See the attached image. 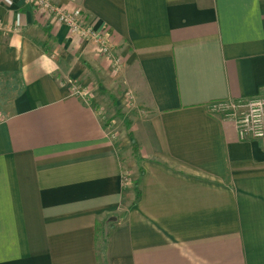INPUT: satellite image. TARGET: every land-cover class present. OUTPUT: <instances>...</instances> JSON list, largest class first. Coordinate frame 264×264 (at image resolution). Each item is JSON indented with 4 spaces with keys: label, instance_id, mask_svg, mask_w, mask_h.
Instances as JSON below:
<instances>
[{
    "label": "crops",
    "instance_id": "obj_1",
    "mask_svg": "<svg viewBox=\"0 0 264 264\" xmlns=\"http://www.w3.org/2000/svg\"><path fill=\"white\" fill-rule=\"evenodd\" d=\"M52 1L123 62L0 0V264H264V138L213 107L264 93V0Z\"/></svg>",
    "mask_w": 264,
    "mask_h": 264
},
{
    "label": "built area",
    "instance_id": "obj_2",
    "mask_svg": "<svg viewBox=\"0 0 264 264\" xmlns=\"http://www.w3.org/2000/svg\"><path fill=\"white\" fill-rule=\"evenodd\" d=\"M28 1L37 12L42 13L48 20L65 24L71 34L93 43L98 53L111 59L114 71L121 69L123 61L120 57L113 55L112 46L103 33L85 24L77 13L67 12L56 6L52 0ZM70 90L73 95L79 97L84 95L83 87L77 82H70ZM127 96L128 100H131V92H127ZM213 107L235 124L239 140L264 138V93L233 100H221L214 103ZM2 119L0 108V123ZM106 127L109 129L110 137L114 138V129L109 125Z\"/></svg>",
    "mask_w": 264,
    "mask_h": 264
},
{
    "label": "rangeland",
    "instance_id": "obj_3",
    "mask_svg": "<svg viewBox=\"0 0 264 264\" xmlns=\"http://www.w3.org/2000/svg\"><path fill=\"white\" fill-rule=\"evenodd\" d=\"M112 95L114 94L105 92V89L98 87L97 89L95 88V94L92 100L96 99L97 102L103 104L99 112L105 125L111 126L114 131H123V133H125L130 128L131 115L127 114V111L130 110L129 108H131V106L126 107V105L123 104L122 108H118L117 105L112 102ZM111 120H114V122Z\"/></svg>",
    "mask_w": 264,
    "mask_h": 264
},
{
    "label": "trees",
    "instance_id": "obj_4",
    "mask_svg": "<svg viewBox=\"0 0 264 264\" xmlns=\"http://www.w3.org/2000/svg\"><path fill=\"white\" fill-rule=\"evenodd\" d=\"M132 148H133V150L136 152V148H137L136 145L133 144V147H132ZM113 227H115V226H111V227L109 228V230L112 229ZM97 229H98V226H97ZM109 230H108V232H109ZM100 262L103 263V260H100Z\"/></svg>",
    "mask_w": 264,
    "mask_h": 264
}]
</instances>
